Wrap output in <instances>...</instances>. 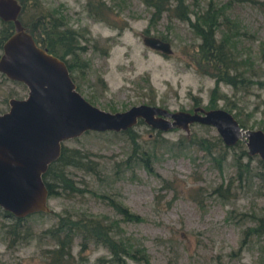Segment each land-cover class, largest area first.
<instances>
[{
  "label": "rangeland",
  "instance_id": "374dc122",
  "mask_svg": "<svg viewBox=\"0 0 264 264\" xmlns=\"http://www.w3.org/2000/svg\"><path fill=\"white\" fill-rule=\"evenodd\" d=\"M13 1L22 29L41 8L82 34L71 79L97 107L233 103L247 127L264 131V0ZM201 12L226 69L218 79L193 61L200 34L188 19ZM11 25L0 20V47ZM141 33L164 36L172 51L145 46ZM25 94L0 70V112ZM41 181L37 208L16 215L0 206V264H119L110 251L117 236L142 253L124 247L133 257L121 264H264V235L243 237L264 214V160L241 137L223 143L212 124L162 127L136 117L124 128L84 130L60 141ZM85 215L101 218L105 234L78 229Z\"/></svg>",
  "mask_w": 264,
  "mask_h": 264
},
{
  "label": "water",
  "instance_id": "95a60500",
  "mask_svg": "<svg viewBox=\"0 0 264 264\" xmlns=\"http://www.w3.org/2000/svg\"><path fill=\"white\" fill-rule=\"evenodd\" d=\"M17 4L0 0V17L13 20L14 31L1 43L0 70L26 87L22 97H10L0 112V206L19 215L43 203L41 174L59 152L60 141L84 130L119 129L136 117L153 125L171 123L183 128L192 121L212 124L221 140L231 144L243 138L247 153L264 160V131L240 125L223 107L168 111L157 105L137 103L123 110H104L75 88L65 62L39 47L30 33L14 19ZM141 41L163 54L172 51L168 40L149 33ZM154 113L168 116L171 120Z\"/></svg>",
  "mask_w": 264,
  "mask_h": 264
},
{
  "label": "trees",
  "instance_id": "16d2710c",
  "mask_svg": "<svg viewBox=\"0 0 264 264\" xmlns=\"http://www.w3.org/2000/svg\"><path fill=\"white\" fill-rule=\"evenodd\" d=\"M103 17L106 19L104 14ZM31 20L32 23L28 25L26 29L31 34L34 42L39 47L44 48L47 52L61 58L65 62L70 77H72L71 70L73 67V58L77 53L82 52L85 49V44L79 43V38L82 37V34H79L75 29L65 24L56 25L50 17V14L41 8H38V10L33 14ZM188 23L191 28L200 34V41L196 45L197 49L195 48L198 55L193 58L194 63L198 66V68L202 69V71L213 73L215 75V79L221 78L225 75L226 69L221 65V61L219 59H215L217 58L215 43L210 36L208 22L205 19L203 12L196 14L193 20L188 19ZM7 34L8 33H5V35ZM163 37L164 36H160V38ZM209 107V105L204 106V108ZM233 107L234 104L230 103L225 106V109L232 113L240 125L246 126L245 122L247 121V117H244L245 119L240 117L239 119V117H237V110H234L236 112L231 111ZM259 123L264 126V120ZM214 190L216 192L221 191L219 186L214 187ZM253 220V225L247 226L244 229L243 237L248 235L250 232H257L264 235V214H261L256 218L253 217ZM74 224L78 229H81L85 235L100 237L105 234V226L101 218L94 215H85L80 217L74 222ZM134 246L135 245L125 244L119 236L115 237L110 246L112 259L116 260L119 264L123 263L121 256L125 255L133 257L129 251H125L124 247H131V249H133ZM133 250L139 257H142V253L139 252L137 247ZM52 251L53 250H50V253ZM56 262L57 260L54 261V264H56ZM145 262L146 260H144V263ZM47 264L49 263L47 262Z\"/></svg>",
  "mask_w": 264,
  "mask_h": 264
},
{
  "label": "flooded vegetation",
  "instance_id": "af4514ba",
  "mask_svg": "<svg viewBox=\"0 0 264 264\" xmlns=\"http://www.w3.org/2000/svg\"><path fill=\"white\" fill-rule=\"evenodd\" d=\"M2 19H3V18L0 17V20H2ZM7 20H9L10 22H12V24H13V20H12L11 18H8ZM23 29H24L25 31H27L26 27L23 28ZM13 31H14V25H11V29H10V31L8 32V34L12 33ZM27 32H28V31H27ZM28 33H29V32H28ZM8 34H7V35H8ZM7 35H6V36H7ZM30 35H31V34H30ZM6 36H3V39H4ZM3 39H2V40H3ZM1 43H2V42H1ZM0 48H1V47H0ZM0 53H1V51H0Z\"/></svg>",
  "mask_w": 264,
  "mask_h": 264
}]
</instances>
